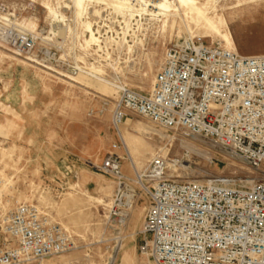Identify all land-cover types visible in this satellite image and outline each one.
I'll use <instances>...</instances> for the list:
<instances>
[{
	"label": "rangeland",
	"instance_id": "374dc122",
	"mask_svg": "<svg viewBox=\"0 0 264 264\" xmlns=\"http://www.w3.org/2000/svg\"><path fill=\"white\" fill-rule=\"evenodd\" d=\"M248 1L215 0L207 5V13L216 21L224 15L239 54L261 55L264 0L237 7ZM50 3L65 17L59 24L61 35L54 31L43 0H0V8L19 14L21 21H34L37 29L51 31L49 36L60 47V54L85 67L82 74L71 76L81 80L75 83L17 56L0 43V177L5 184L3 203L8 202L5 212L19 203H34L71 236L68 251L28 264H157L140 249L150 239L140 233L147 197L136 205L127 227L116 230L108 220L117 183L99 168L105 156L110 152L120 154L124 157L123 172L135 176L127 151L112 147L118 142L112 123L117 87L127 85L149 92L166 48L190 34L223 40L185 15L184 20L170 17L164 26L162 16L154 18L143 13L130 21L131 28L126 30L121 15L93 4L88 16L101 47L92 44L85 48L81 46L82 29L74 22V9L64 7L72 5L71 1ZM95 9L100 13L95 15ZM122 21L124 30L119 27ZM121 32L129 44L137 43L133 59H129L124 39L119 40ZM91 64L103 68L98 76L104 79L91 74ZM105 84L109 87L107 93ZM124 123L121 133L140 172L160 155L176 166L168 171L173 180L221 177L241 186L249 185L244 180H253L254 174L245 163L203 139L165 131L133 114Z\"/></svg>",
	"mask_w": 264,
	"mask_h": 264
},
{
	"label": "built area",
	"instance_id": "2783aa9c",
	"mask_svg": "<svg viewBox=\"0 0 264 264\" xmlns=\"http://www.w3.org/2000/svg\"><path fill=\"white\" fill-rule=\"evenodd\" d=\"M126 1L140 7L157 0ZM52 34L30 30L19 14L0 8L2 45L67 78L83 71V65L60 54ZM120 34V41L127 39ZM130 114L165 131L203 139L254 175L248 186L221 177L173 180L169 160L157 155L144 172L130 177L123 172L124 157L110 152L99 168L117 183L108 216L112 227H127L134 208L147 197L140 233L150 239L140 249L155 263L264 264V54L241 55L205 37L170 44L149 92L117 87L113 149L126 152L120 127ZM2 189L0 179V264L42 261L71 248L68 230L39 205L19 203L3 212Z\"/></svg>",
	"mask_w": 264,
	"mask_h": 264
},
{
	"label": "bare ground",
	"instance_id": "6f19581e",
	"mask_svg": "<svg viewBox=\"0 0 264 264\" xmlns=\"http://www.w3.org/2000/svg\"><path fill=\"white\" fill-rule=\"evenodd\" d=\"M72 5H69L68 3L64 6L65 8H73L74 15L76 18L74 19L75 25H79L81 27L80 36L83 38V43L81 46L88 48L92 44H99L100 40L95 34V30L93 29L92 22L89 20V8L90 5L95 4L97 5H104L108 9H111L114 13L117 15H121L124 20L126 21V28L127 30L131 28L130 21H132L135 17H141L144 14L151 15L154 18H158L160 16L163 17L164 26H166L169 23L170 17H178L182 20H184L183 15L191 18L193 21H195L197 24H204V27L213 35L217 36L222 42L225 43V45L236 52L237 51V44L235 41V38L229 29V26L227 24V21L224 17V15L219 16V20L216 21L212 17H210L207 13V5L209 3H214L215 0H206L205 3H202L201 0H157L154 3L151 4L147 3L145 5H141L140 7H133L131 4H129L126 0H70ZM261 0H249L248 2L244 4H240L237 7H241L244 5H248L251 3H256ZM43 5L46 7L48 16L51 17V25L56 30L58 35L62 34V30L60 29V22L65 21V17L63 16V13L60 11H57L54 6L50 3V0H43ZM151 5V7H150ZM59 7V6H58ZM99 10L95 9L94 14H99ZM86 20V21H83ZM24 25L29 28L30 30H34L37 26V24L34 21L29 22H23ZM163 29V28H162ZM88 34L89 37H86ZM126 34V33H125ZM199 36H194V34H190L189 36L194 37H204L200 34ZM56 36V35H54ZM86 37V38H85ZM218 41V40H217ZM124 42L127 44V53L129 55V59H133L134 55L133 52L137 46V43L129 44V41ZM140 43V42H139ZM1 49V48H0ZM90 72L92 75H94L98 80L104 79L103 77H99L98 75L103 74V68L101 66H94L91 64L90 66ZM82 73H78V76ZM71 81L78 83L81 80L74 77H68ZM104 83H108L107 81ZM109 91V87L107 84L104 85V93H107ZM123 123L122 125H124ZM126 145V144H125ZM126 151L128 153V149L126 146ZM130 157V165L134 171V174L138 170L134 164V161L132 160L130 154L128 153ZM176 166L169 164L168 169L175 170ZM139 171V170H138ZM0 179L3 181V179L0 177ZM252 182L251 179L244 180L245 184H250ZM4 181H3V189H2V204L1 208L3 212L7 211L8 202L5 204L3 203V191H4ZM92 198V197H90ZM94 198V197H93ZM95 199V198H94ZM97 200V199H96ZM26 203V202H23Z\"/></svg>",
	"mask_w": 264,
	"mask_h": 264
}]
</instances>
